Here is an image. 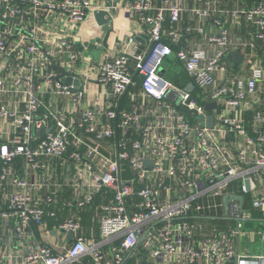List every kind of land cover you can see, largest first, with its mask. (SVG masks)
<instances>
[{
	"label": "built area",
	"instance_id": "2783aa9c",
	"mask_svg": "<svg viewBox=\"0 0 264 264\" xmlns=\"http://www.w3.org/2000/svg\"><path fill=\"white\" fill-rule=\"evenodd\" d=\"M196 1L179 28V0H0V264H264V2ZM123 7L147 45L91 58L82 23Z\"/></svg>",
	"mask_w": 264,
	"mask_h": 264
},
{
	"label": "crops",
	"instance_id": "0c3cea01",
	"mask_svg": "<svg viewBox=\"0 0 264 264\" xmlns=\"http://www.w3.org/2000/svg\"><path fill=\"white\" fill-rule=\"evenodd\" d=\"M116 1L119 3L121 0H116ZM172 1L178 2V0H172ZM179 1L181 2V4L184 7H186L187 10H185L183 12L178 27L183 28V27L191 25V24H196L197 23V17L195 15V13L193 11H191V8H193V7L203 8V7H205V4L203 2H199L196 0H179ZM258 1L264 2V0H219L220 5L227 7V8L251 6ZM95 12H97V11H95ZM107 12L110 14L109 11H107ZM93 13L94 12H91L86 17V19L82 23L81 27H82V29H84L85 31H87L89 33L86 36V39L89 37V35H91V36L95 35V39H94L95 41L103 40L105 33L108 32V37L106 40L107 50H105L103 53H109L110 54L113 51L114 47L117 45V42L120 39L125 38L128 34H133L134 36L136 35L137 37H141V35L140 36L138 35L141 31V27L138 24V21L136 19L135 14L130 12L126 8L123 7V8H120L119 10H117L116 12H114L115 17L112 20H109L106 24H104L102 26H99L96 23V21L94 20V17H93ZM213 15L214 14L211 13L210 18ZM200 22L205 24V28L207 31L208 26L211 25V22L209 20L200 21ZM170 26H171L170 22L166 21L164 24V32L165 33L170 28ZM244 30H245L244 28H241V29L234 28L230 31L229 37H230V40L232 41V43L239 41V39L242 37V33ZM189 38L193 39V45L194 46L198 45L202 40V37H200V36H197V37L189 36ZM91 39L92 38H89V40H91ZM162 41L164 43L168 42L166 37H163ZM139 43L141 46L144 47L147 45V40H146V42L144 40L143 43L142 42H139ZM234 47L236 48V50H233V51L238 52L240 50L238 45H234ZM251 60L253 61L252 58H245L244 60H242V62H240L238 64L237 68H235V69H233L232 66L230 65L228 73L229 74H235L238 71L240 72L241 70L247 69L248 64L251 62ZM174 61H175V59L172 62H174ZM175 66L178 67L177 70L180 71L182 73V75H181V73L179 74L177 72L178 76L177 77L175 76L174 80L175 81H179L182 79L186 80L180 66L176 63V61H175ZM182 76H183V78H182ZM180 77H181V79H179ZM91 89H92V87H91ZM87 97L91 100H93L95 98V96L92 94H88ZM69 109L71 111L70 107H69ZM91 219H92L91 217H86L85 223L91 224ZM54 237H55V233H53L49 239L52 240Z\"/></svg>",
	"mask_w": 264,
	"mask_h": 264
},
{
	"label": "water",
	"instance_id": "95a60500",
	"mask_svg": "<svg viewBox=\"0 0 264 264\" xmlns=\"http://www.w3.org/2000/svg\"><path fill=\"white\" fill-rule=\"evenodd\" d=\"M93 17H94V20L96 21V23L99 25V26H102L104 24H106L109 20H111V15L105 11V10H100V11H97V12H94L93 13ZM107 37H108V32L105 33L104 37H103V40H102V44L103 46L101 48H96V50L92 51L91 54H90V57L91 58H96L100 55V52L103 50V48H106L107 47ZM136 39L139 41V42H144L145 38L144 36H141V37H136ZM90 42H92V40H90ZM88 43L89 41H85L83 42V44L81 46H79L78 50L81 51L83 53L84 56L88 55V50H84L83 48L84 47H87L88 46ZM154 46V43L151 45V48L150 50L152 49V47ZM149 50V52H150ZM149 52L147 53L146 56H148ZM227 63L231 64L232 68L235 69L237 68L238 64L240 62H242L243 60V57L237 52V51H231L229 52L225 59H224ZM71 82V78L70 77H67V78H63V83L68 85L69 83ZM74 83L76 84L77 81L75 80ZM186 90L188 91H192L193 90V85L190 83L186 86ZM167 97L170 98L169 95H167ZM205 108L207 110H210L211 108H214V103H209L205 106ZM206 124L207 126H211L212 125V116L208 115L207 116V120H206ZM237 199L242 202V197H237ZM228 201V198L225 200V202ZM70 239V236L68 237ZM85 261V260H84Z\"/></svg>",
	"mask_w": 264,
	"mask_h": 264
},
{
	"label": "rangeland",
	"instance_id": "374dc122",
	"mask_svg": "<svg viewBox=\"0 0 264 264\" xmlns=\"http://www.w3.org/2000/svg\"><path fill=\"white\" fill-rule=\"evenodd\" d=\"M163 67L165 69V77H169L171 79H174L175 77V72L178 67L175 66V61L174 62H166L163 64ZM247 230H251L252 232L255 233L257 239L251 240L249 235L244 238L242 243L250 249L251 252H259V249L261 248V243L258 240L259 236H261L262 233H264V225L261 224L258 221H252L251 224L247 225ZM264 245V242L262 243Z\"/></svg>",
	"mask_w": 264,
	"mask_h": 264
},
{
	"label": "trees",
	"instance_id": "16d2710c",
	"mask_svg": "<svg viewBox=\"0 0 264 264\" xmlns=\"http://www.w3.org/2000/svg\"><path fill=\"white\" fill-rule=\"evenodd\" d=\"M182 78H183V76H182ZM179 79H181V77H180ZM182 80H183V79H182Z\"/></svg>",
	"mask_w": 264,
	"mask_h": 264
}]
</instances>
